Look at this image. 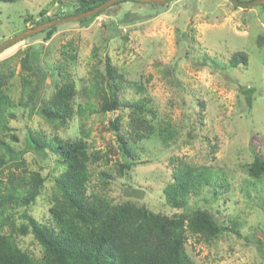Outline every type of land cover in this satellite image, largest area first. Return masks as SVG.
<instances>
[{
	"label": "rangeland",
	"instance_id": "374dc122",
	"mask_svg": "<svg viewBox=\"0 0 264 264\" xmlns=\"http://www.w3.org/2000/svg\"><path fill=\"white\" fill-rule=\"evenodd\" d=\"M74 4V0L0 2V43L47 16L73 12ZM260 6L233 7L229 0H171L156 8L123 3L103 11L86 27L76 21L59 24L49 40H44L42 31L0 54V62L4 60L15 70L16 76L8 84L15 102L21 87L19 60L26 53L33 54L43 70L58 63L67 66L77 92L75 114L57 135L83 138L90 150L103 154L107 161L92 167L90 187L95 191L104 187L103 193L115 203L132 200L169 216L177 211L167 206L163 190L171 181L174 165L182 162L220 171L216 177L226 180V190L219 188L220 195L212 199L213 188H207L191 197L188 206L209 209L224 226L231 220L238 222L240 237L226 233L212 245L189 237L186 250L195 264H264V215L256 197L257 190L264 191V177L254 184L247 174L254 154L264 159V9ZM236 52L246 55V65L229 66ZM106 56L127 82L141 81L160 125L169 123L176 130L169 145L155 133L138 142L134 146L136 165L122 176L119 164L128 158L119 152L108 124L116 113L100 112V100L92 96L96 111L87 110L82 117L76 112L77 105L87 100L82 88L89 84V73L94 66L101 70L98 60ZM51 81L54 79L47 77V94ZM124 84L123 94L134 93V87ZM245 96L250 97V106ZM14 113L15 119L8 123L19 141L10 146L15 156L26 160L23 168L39 172L47 180L45 193L28 209L43 220L52 179L60 170L51 153L43 156L28 149L24 135L26 129L50 132L52 128L35 112L28 116L27 110L18 108ZM125 126L123 121L120 129ZM101 171L112 176L107 186L99 180ZM19 240L22 248L40 255L30 235Z\"/></svg>",
	"mask_w": 264,
	"mask_h": 264
},
{
	"label": "trees",
	"instance_id": "16d2710c",
	"mask_svg": "<svg viewBox=\"0 0 264 264\" xmlns=\"http://www.w3.org/2000/svg\"><path fill=\"white\" fill-rule=\"evenodd\" d=\"M14 1L0 0L2 3ZM106 1L74 0L73 12L47 16L34 22L33 27L88 12ZM123 3L147 5L121 0L111 7ZM260 8L264 9V5ZM96 16L76 23L86 27ZM57 27L43 31L44 40H49ZM98 62L102 68L98 70V66H94L93 73H89V84L82 88L87 100L83 105H77L76 112L82 117L87 110L96 111L89 98L92 96L100 100V112L116 113L108 124L119 152L128 158L119 164L118 172L122 176L136 165L134 146L138 142L155 133L163 144L169 145L176 130L169 123L160 125L141 81L127 82L107 56ZM19 63L21 71L17 75L21 87L15 102L8 86L16 76L15 70L4 60L0 62V264H195L186 250L189 237L205 245L216 243L226 233L240 237L238 222L231 220L228 226H224L215 221L209 209L188 206L191 197H198L207 188H213L211 198L215 199L220 195L219 188L226 190L228 187L226 180L216 177L220 171L211 167L182 162L173 166L171 181L163 190L165 203L177 211L169 216L155 213L132 200L115 203L103 193L104 187L100 191L91 188L92 167L107 160L100 151L90 150L85 139H62L57 135L59 129L67 128L75 114L77 92L67 66L58 63L43 70L29 52ZM246 63L247 57L242 52L234 53L229 60V66L234 68ZM47 77L54 79L47 84L51 87L48 94L44 92ZM125 82L134 87V93L129 96L122 93ZM246 102L250 106V97H246ZM18 108L27 110L28 116L35 112L52 128L50 132L26 129L24 135L28 149L43 156L51 153L60 170L52 179L47 200L49 207L43 220L36 219L28 209L45 193L47 180L39 172L23 168L26 160L21 155L15 156L10 146L19 141L8 123V119H15L14 112ZM123 121H126L125 130L120 129ZM247 174L254 184L260 181L264 177V159L254 154L247 166ZM110 178L112 176L107 171L99 172L103 186L110 183ZM256 197L261 201L258 209L264 215V191L257 190ZM28 235L40 248L39 256L20 246L19 239Z\"/></svg>",
	"mask_w": 264,
	"mask_h": 264
},
{
	"label": "water",
	"instance_id": "95a60500",
	"mask_svg": "<svg viewBox=\"0 0 264 264\" xmlns=\"http://www.w3.org/2000/svg\"><path fill=\"white\" fill-rule=\"evenodd\" d=\"M118 1H121V0H108L105 3H103L102 5L98 6L95 9H92L88 12H85L82 14H77V15H70L67 17H62V18H58V19H55V20H52L49 22H45V23H41L39 25H36L33 28L28 29L24 32H20L19 34H16L13 37H11V38L5 40L4 42L0 43V52L5 50L10 45L25 39L26 37H29V36L34 35L36 33L45 31V30H47L51 27L57 26L59 24L74 22V21H78V20H82L85 18H90V17L96 16L97 14H99V13L107 10L108 8H110L113 4H115ZM132 1L145 3V4L162 5V4L168 3L171 0H132ZM229 2L232 5H234L236 7H240V8H247V7L264 5V0H252L249 2H240L239 0H229Z\"/></svg>",
	"mask_w": 264,
	"mask_h": 264
}]
</instances>
